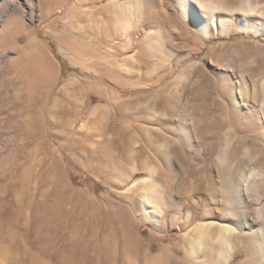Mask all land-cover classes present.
Instances as JSON below:
<instances>
[{
  "label": "rangeland",
  "instance_id": "obj_1",
  "mask_svg": "<svg viewBox=\"0 0 264 264\" xmlns=\"http://www.w3.org/2000/svg\"><path fill=\"white\" fill-rule=\"evenodd\" d=\"M101 1L0 0V264H264V0Z\"/></svg>",
  "mask_w": 264,
  "mask_h": 264
},
{
  "label": "bare ground",
  "instance_id": "obj_2",
  "mask_svg": "<svg viewBox=\"0 0 264 264\" xmlns=\"http://www.w3.org/2000/svg\"><path fill=\"white\" fill-rule=\"evenodd\" d=\"M78 1V0H77ZM101 0H80V6L82 7L81 10H78L76 12L77 14V17H76V21L77 23H82L83 21H87L88 22V25H84L85 29L88 30V31H91L93 26H95V23L96 22H99V25L100 23L103 22V20L105 19V16H103L101 14V9H102V4L100 3ZM102 2V1H101ZM199 1L198 0H179V6L181 8V10L184 12V14L186 15V17H190L192 19V21L194 22V24L196 25V27L201 30V32L204 34L207 29H208V26L209 24L212 22L214 23V21H211L205 14L203 8L201 7V5L198 3ZM40 4V3H39ZM42 5V4H41ZM39 5V8L41 9L42 6ZM58 9V8H57ZM79 9V8H78ZM48 10V9H47ZM52 11V10H51ZM50 11V12H51ZM46 13V12H45ZM106 22V21H104ZM221 24V22H219ZM98 25V26H99ZM81 26V25H80ZM97 26V27H98ZM240 26L241 27H245L244 25V22H240ZM83 28V27H82ZM79 29V28H78ZM100 30V28L98 29ZM61 92V91H60ZM236 103V102H235ZM233 103V104H235ZM231 104V105H233ZM234 106V105H233ZM235 110V109H234ZM233 123H236V124H242V119L239 117V114L237 112L234 113V116H233ZM260 136L263 137L264 139V132L263 133H260ZM222 138V137H221ZM245 140V139H244ZM248 140V138H247ZM228 143V142H227ZM248 143V142H247ZM247 145V144H246ZM248 149V147H247ZM248 151V150H247ZM248 153V152H247ZM261 153V152H260ZM225 151L224 153H222V155L219 156L218 158V163L220 164L221 166V170L225 169L227 170V168H229V166L227 165V160L229 161V158L226 159V155H225ZM232 156H235V158H237V152L234 150L233 151V154ZM229 157V156H227ZM244 157V156H243ZM255 157V156H254ZM169 158V157H168ZM232 158V157H231ZM234 158V157H233ZM232 158V159H233ZM239 158V157H238ZM252 158V157H251ZM250 158V159H251ZM243 160V159H242ZM254 160V159H253ZM233 161V160H232ZM235 161V160H234ZM244 161V160H243ZM252 161V159H251ZM230 162V161H229ZM238 162V160H237ZM246 162V160H245ZM243 163V162H242ZM231 165V162L228 163ZM247 164V163H246ZM236 166V164H235ZM242 167V166H241ZM249 167V166H248ZM248 167H246V165L243 166V168H241L240 170V174H241V181L242 183H245L247 181V179L251 176V175H255L253 174L254 172H252V170ZM224 170V171H225ZM231 171V169H230ZM226 172V171H225ZM256 173V172H255ZM230 174V173H229ZM222 175V174H221ZM227 175V174H226ZM257 175V174H256ZM228 176V175H227ZM225 177V176H224ZM239 178V177H238ZM257 178V177H256ZM228 181V180H227ZM241 181L238 182V184L236 186H229L228 189H242L241 188ZM223 182V181H222ZM230 182V181H229ZM228 182V184H229ZM235 183V182H234ZM226 185V184H225ZM230 185V184H229ZM228 187V186H227ZM249 187V186H248ZM155 189V187H154ZM153 191H150V192H155L156 190V193L158 195H161L159 192H157V189H155ZM227 189V190H228ZM233 193V192H232ZM149 197V196H148ZM148 197L144 198V201H145V205L148 204L147 201H148ZM151 199V198H150ZM158 199V198H157ZM156 199V200H157ZM160 199V198H159ZM150 201V200H149ZM152 202V201H151ZM151 215L152 216H155L157 214H155V212L151 211ZM231 231V229L229 227H224L222 228L219 233H218V240L221 241L225 246H224V249L226 247V245L228 246V241H227V237H226V234L229 233ZM223 248V247H222ZM224 251V250H222Z\"/></svg>",
  "mask_w": 264,
  "mask_h": 264
},
{
  "label": "trees",
  "instance_id": "obj_3",
  "mask_svg": "<svg viewBox=\"0 0 264 264\" xmlns=\"http://www.w3.org/2000/svg\"><path fill=\"white\" fill-rule=\"evenodd\" d=\"M63 69H64V66H63Z\"/></svg>",
  "mask_w": 264,
  "mask_h": 264
}]
</instances>
